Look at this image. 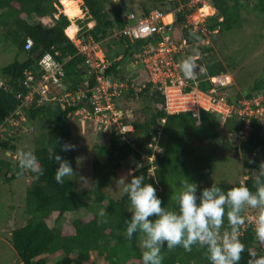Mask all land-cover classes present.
<instances>
[{
    "label": "trees",
    "instance_id": "16d2710c",
    "mask_svg": "<svg viewBox=\"0 0 264 264\" xmlns=\"http://www.w3.org/2000/svg\"><path fill=\"white\" fill-rule=\"evenodd\" d=\"M60 1L0 0V31L15 45L18 55L22 56L1 70L4 83L0 87V123L5 122L9 116L20 118L25 114L30 121L46 119L43 125L47 128L46 132L35 139L37 144L33 151L44 169V175L36 178L32 172L21 173L18 162L0 158V173L4 171L7 180L30 176L25 208L28 219L25 225L18 226L10 234V242L19 255L21 264H47L49 259L54 257L58 260L53 264H83L90 258V252L93 250H97L100 256L110 261V264H142L138 234H134L131 240L125 234L131 216L128 212L127 195L123 193L120 198L113 199L105 192V188L111 179L117 176L125 162L133 159L136 167L131 173L143 175L145 183H151L156 187L162 206L175 210L176 206L171 197L180 189L181 181L184 180L182 176L188 173L189 166L186 161L188 157L191 158V150L194 146H200L213 139L219 141L225 135L228 139L235 138L234 144L239 146L244 175L233 182L227 179L211 180L201 175L197 178V183L200 184L198 189L202 191L204 187H210L214 182L225 191L240 184L251 188L254 173L259 164L264 162V121L261 117H251L248 135L241 139L239 132L246 127L244 119L228 117L222 122L220 114L204 109L201 110V123H197V117L191 111L170 114L164 108L165 95L151 81H147L137 94L130 90L126 95L127 98L142 96L146 101L145 110H149L151 114L149 117L144 114L142 117L132 119L134 130L131 132L126 134L113 132L110 136L107 135L108 144L97 145L98 156L95 157L93 164L94 187L83 193L79 192L75 178H65L62 185L57 184L55 170L58 164L49 158L50 155L59 154L62 159L70 162L74 170L77 167L76 148L67 152L61 148L65 142L76 145L72 132V125L76 120L70 115L76 107L64 108L58 100L41 103L34 100L31 109L23 107L22 113H17L21 105L17 95L28 91V87L24 85L28 71L35 79L39 78L41 73L39 59L47 52L53 53L60 61L67 60L65 82L68 89H77L85 85L88 73L84 72L86 57L79 53L77 46L66 34L67 29L71 28L72 20L60 12L58 7ZM80 1L83 11L96 21L91 28L83 25L82 35L91 36L96 41L105 40L115 29L122 28L129 21L122 0ZM135 1L138 0H127L129 4ZM146 1H151L157 8L164 9L165 0H141L144 14L151 10ZM188 2L189 0H170L174 19L170 25L169 37L176 43H182L184 40L188 42L186 58L199 56L195 59L200 78L197 85L207 90L213 86L210 77L227 73L228 67L221 61L206 60L202 52L211 48L196 43L205 39L206 35L215 29L224 32L239 26L240 8L246 4H243L242 0H211V5L219 14H213V21L212 17L210 18L206 26L208 32L205 35L201 29L194 30L193 25L188 22L187 16L192 9L181 8L182 4ZM254 3L255 9L262 6L261 14H264V0H254ZM219 17L223 19L219 20ZM27 38L33 40L30 50L25 48ZM153 39L157 41L159 37ZM117 41L127 45V55L122 60H115L106 69V73L111 74L114 80L125 81L126 78L121 71L122 62L133 52L141 49V46L140 41L133 43L127 38ZM88 82L90 85L95 84L94 75L90 76ZM228 89L231 87L226 88ZM262 91L264 75L250 85L246 96L251 98ZM163 119L165 121H162ZM87 131L99 132L93 125H89ZM135 134H138V138L133 141ZM189 134L191 136H188ZM152 140L155 141V145L149 147ZM188 140L192 141L191 149L187 148ZM156 144L160 148H156ZM0 150L15 151L16 146L9 138H4L0 140ZM144 153L147 155L144 156ZM209 171H212L211 167ZM130 178L128 176V179ZM104 202H107V205ZM80 208L87 209L89 213L70 223H62L66 212ZM100 210L106 213L103 223L100 222L101 218L98 215ZM51 222L54 223L53 226L50 225ZM240 240L246 250L242 253L239 264H247L249 259L247 249L264 255V249L257 247L251 225L246 224L241 229ZM111 241L115 243L110 245ZM74 253L76 256H72ZM161 255L164 258L162 264H209L204 256V250L198 246H193L191 252L179 247L171 251L164 248Z\"/></svg>",
    "mask_w": 264,
    "mask_h": 264
},
{
    "label": "rangeland",
    "instance_id": "374dc122",
    "mask_svg": "<svg viewBox=\"0 0 264 264\" xmlns=\"http://www.w3.org/2000/svg\"><path fill=\"white\" fill-rule=\"evenodd\" d=\"M61 1L63 3V0ZM242 2L246 5L240 8L241 16L239 22L241 26L230 31L219 33L210 32V45L207 46L211 49L209 51H203L202 55L205 56L204 58L206 60H212L213 62L221 61L224 63L228 67V72L234 78L231 91L239 90L243 95H246L250 85L264 75V14H261V5V8L258 7L255 9L254 0H242ZM62 3L60 2L58 7L63 12L65 11V5L64 3L62 5ZM75 3L78 7L80 6L82 8V1L75 0ZM132 10L141 14L142 6L132 3L129 7L125 8V13L127 14ZM77 12L81 15L80 17L76 16L74 18L66 14L73 19L71 28L75 25L74 22H80L82 26L85 25L88 28L95 25L96 21L90 14L82 10L79 11L78 8ZM63 13L65 14V12ZM106 41H112V43L105 44L101 42L105 51L109 52L108 45L113 46V39L109 35ZM140 45L142 47L143 41H140ZM116 49L123 51V47L120 46L116 47ZM17 58L21 59L22 56L18 55L15 45L0 31V86L4 83L1 70ZM128 59L129 56L127 57ZM121 71L127 75H131L127 80L134 78V82H132L136 87L142 88L147 81H150V76L146 68H140L136 72H131L123 65ZM239 91L233 93L236 95ZM261 95H264V91L261 92ZM120 99L118 100L119 105H124L122 103L123 100L121 103L119 102ZM133 99L135 100H125L128 103L126 104L127 106L130 108L135 107L137 110L138 114H134L132 118H139L144 114L146 117H149L151 112L145 110L146 101L144 98L136 95ZM221 119L222 122L225 121V118L222 117ZM45 122L46 119L30 121L26 116H21V118L9 116L5 122L0 123V136L2 137L0 140L9 138L16 146L15 151L7 150V152H3L0 150V158L18 162V153L20 150L31 151L33 153L37 144L35 139L47 130L46 126L43 125ZM82 127L83 129H81ZM87 127V123L83 124L78 120L72 125V132L77 146V167L75 170L79 175L83 176L74 178L77 181L78 191L82 193L94 187L93 164L95 157L98 156L97 145L101 143L108 144V136H110V134L107 136L102 131H87ZM154 128L156 129V127ZM248 132H239L241 139L246 138ZM188 136L191 135L189 134ZM137 138L138 134H135L133 141ZM234 140L235 138L228 139L224 135L219 141L213 139L200 146H194L191 150V158L188 157L186 161V164L189 166L188 173L182 177L195 183H197V178L201 175L211 180L227 179L233 182L241 179L244 175V166L240 161L241 154L239 146L237 147L234 144ZM191 142L188 140L187 148L191 149ZM150 144L155 145V141L152 140ZM148 146L150 147L151 145ZM158 147L159 145L156 144V148ZM236 148H238V158L235 157ZM145 152L147 151L145 150ZM145 155L147 154L144 153ZM135 167L134 160L129 159L125 162L122 169L118 171L117 176L111 179L110 184L105 188V192L110 198L118 199L123 195L122 188L118 187L115 181L121 176H128L130 172L134 171ZM210 167L211 172L209 171ZM126 178L128 179V177ZM29 180V175L7 180L4 171L0 173V264H21L20 257L10 242L11 235L8 231L7 223L12 212L16 210V225L22 226L26 224L28 216L25 213V208ZM197 184L198 186L200 185L199 183ZM199 191L198 189L197 195H199ZM104 203L107 205V202ZM88 213L89 211L85 208L66 212L62 223H70L74 219L85 216ZM247 215L252 216L255 213L249 210ZM50 225L53 226L54 223L51 222ZM114 243L115 241H111L110 245ZM72 256H76V253L72 254ZM57 260L58 258L54 257L49 259L47 264H53ZM93 262L97 264H110V261L104 256H100L97 250L91 251L90 258L85 260L83 264H92Z\"/></svg>",
    "mask_w": 264,
    "mask_h": 264
},
{
    "label": "built area",
    "instance_id": "2783aa9c",
    "mask_svg": "<svg viewBox=\"0 0 264 264\" xmlns=\"http://www.w3.org/2000/svg\"><path fill=\"white\" fill-rule=\"evenodd\" d=\"M210 2L211 0H189L187 4L181 5V8L192 9L187 16L188 22L193 25L194 30L201 29L205 35L208 32L206 21L210 14H207L204 8H214ZM164 3L166 5L167 0ZM170 13L172 12H167L165 6L164 9H151L148 14L138 15L131 12L127 16L129 21L110 34L112 39L127 38L133 43L144 42L138 54L143 68L149 73V80L165 95V110L170 114L191 111L199 123L203 109L216 112L223 118L244 119L246 127L240 133L250 130L251 117H261L264 121V95L237 98L234 93L226 90L233 84V77L229 73L211 76L213 86L207 90L197 85L200 81L198 74L196 79L184 78L180 71V61L186 58L188 42L184 40L182 43H176L170 39ZM76 26L74 37L65 31L77 46L79 53L85 55L87 70L94 74L95 84L91 86L86 82V86L68 89L65 86L67 60L60 61L53 53H46L39 60V78L35 79L30 71L26 74L24 85L28 87V91L23 105L28 106L33 100H38L39 103L58 100L64 108L76 107L75 111L70 112L76 120L87 123L88 126L93 125L103 133L126 134L134 130L126 121H130V112L123 110L118 103L132 85L114 80L111 74L106 73L113 59L103 48L102 41L82 35L83 26L80 22L76 23ZM153 37L159 39L155 41ZM208 42L205 38L196 44L207 45ZM32 46V38H27L25 48L30 50ZM198 57L194 56V59ZM158 129L161 131V127ZM123 137L125 138L124 135Z\"/></svg>",
    "mask_w": 264,
    "mask_h": 264
},
{
    "label": "clouds",
    "instance_id": "9594fccd",
    "mask_svg": "<svg viewBox=\"0 0 264 264\" xmlns=\"http://www.w3.org/2000/svg\"><path fill=\"white\" fill-rule=\"evenodd\" d=\"M87 68L85 67L84 71L88 72L84 86L90 76L94 75ZM180 71L184 78L196 79V60L192 56L181 60ZM125 81L131 85L130 80ZM130 90H134L133 86L125 91L124 95ZM141 90L142 88L139 91ZM228 91L233 93L239 90L228 89ZM26 93L17 95L21 101L17 113H22L23 107L31 109L34 105V100L28 105L29 107L23 105ZM242 96L247 97L243 94ZM122 108L128 111L124 106ZM132 119L130 118L127 125H132ZM76 147L75 144L68 142L61 145L62 151L65 152L72 151ZM49 158L54 159L58 164L55 170L57 184L62 185L65 178L83 177L73 169L69 161L62 159L59 154L50 155ZM18 166L21 173L32 172L36 178L44 175V169L31 151H19ZM254 174L251 188L240 184L225 191L214 182L210 187H204L199 195H197L198 184L184 179L181 181L180 189L171 197L176 206L175 210L162 206V200L157 195L156 187L151 183H145L143 175L130 172L128 174L130 179L126 178L128 176L118 178L115 183L127 195L128 212L131 213L125 234L129 240L134 234H138L139 247L142 250V264H162L164 258L161 252L164 248L171 251L179 247L186 252H191L193 246L204 250V256L209 264H239L242 253L246 250L240 240L241 229L246 224L252 226L257 247L264 249V162L259 164ZM249 210H252L255 215H247ZM98 215L101 218L100 222H105L103 219L106 215L105 211L100 210ZM225 221L227 222L226 228ZM247 251L249 253L247 264H264V255L252 249H247Z\"/></svg>",
    "mask_w": 264,
    "mask_h": 264
},
{
    "label": "crops",
    "instance_id": "0c3cea01",
    "mask_svg": "<svg viewBox=\"0 0 264 264\" xmlns=\"http://www.w3.org/2000/svg\"><path fill=\"white\" fill-rule=\"evenodd\" d=\"M147 2V1H146ZM133 3H136V4H139V5H141V0H138L137 2L135 1V2H133ZM132 3H128V5H127V7H129L130 5H131ZM126 7V8H127ZM81 10V9H80ZM211 10H212V12L211 13H208L207 12V14H210V15H208V18H207V21H206V26H208V23H209V20H211L210 18L212 17V20L211 21H213V14L214 13H216L217 15L219 14V11L218 10H216V8H211ZM130 12H135V11H130ZM130 12H128L126 15L128 16L129 14H130ZM136 14H138V15H141L142 13H143V8H142V12H141V14H139V13H137V12H135ZM169 16L171 17V23H172V21H173V19H174V15H173V13H170L169 14ZM223 19V17H219V20H222ZM211 21H210V23H211ZM239 21H240V18H239ZM95 22V21H94ZM239 26H241L240 25V23H239ZM239 26H236L235 28H237V27H239ZM235 28H233V29H235ZM230 31V30H229ZM210 32V31H209ZM213 33H219V29H215V30H213L212 31ZM206 38H207V41H209L208 42V44L207 45H210L209 43H210V37H209V34H207V36H206ZM105 43H112V41H106V39L103 41V44H105ZM116 44H118V45H116ZM109 47H108V54L110 55V56H112L113 58V61H115V60H122V58L124 59L125 57H126V51H127V49H126V46L124 45V44H121V43H118V41H117V39H115V40H113V46H111L110 44L108 45ZM118 46H120V47H123V51H119L118 49H116V47H118ZM141 46V45H140ZM138 49V48H137ZM139 50L140 49H138L136 52H133L131 55H129V59H131V62H128V60L126 59L125 61H123L122 62V66H121V69H122V67H123V65L124 66H126V69L127 70H130L129 69V66H133L134 67V70H130L131 72H136V70L137 69H140L139 67H137V64H138V62H140L141 60H140V57H139V54H138V52H139ZM125 56V57H124ZM122 74H124V76H125V78L126 79H128L129 77H131V75H127V74H125V73H123L122 72ZM118 81V80H117ZM131 82V85L133 86V88H134V90L138 93L139 92V90H140V87H136L135 86V84L133 83L134 82V78L133 79H131L130 80ZM133 81V82H132ZM122 82V81H121ZM124 82H127V81H124ZM142 88H144V87H142ZM133 90V91H134ZM134 91V93L135 94H137L136 92ZM136 96V95H135ZM138 96V95H137ZM133 98H135V97H130V98H127V95H123L122 97H121V99H120V103L122 102V100H123V104L124 105H126V104H128L127 103V101H125V100H135V99H133ZM138 98V97H137ZM124 105H121V107L122 106H124ZM124 108H126V110H128L129 112H130V117L132 118V117H134V114H136V108L135 107H129V106H125ZM135 108V109H134Z\"/></svg>",
    "mask_w": 264,
    "mask_h": 264
},
{
    "label": "water",
    "instance_id": "95a60500",
    "mask_svg": "<svg viewBox=\"0 0 264 264\" xmlns=\"http://www.w3.org/2000/svg\"><path fill=\"white\" fill-rule=\"evenodd\" d=\"M122 3H123V7L126 8L127 5H128L127 0H122ZM147 3H148V5L150 6L151 9L156 8V4L155 3L151 2V1H147ZM165 9H166L167 12H171L173 10V6L169 2V0H167V3L165 5ZM136 48H138V45H136ZM128 62H131V59H128ZM85 67H87L86 64H85ZM137 67H139V68H143L144 67L141 61L138 62ZM129 69L132 71V70H134V67L133 66H129ZM236 96H237V98H240V99L243 97L242 94H241V92H238L236 94ZM235 156L237 158L239 157L238 148H236V154H235ZM15 216H16V210L12 212V214L10 216V219H9V221L7 223L8 231H9L10 234H12L13 231H15L18 228V226L16 225V218H15Z\"/></svg>",
    "mask_w": 264,
    "mask_h": 264
},
{
    "label": "bare ground",
    "instance_id": "6f19581e",
    "mask_svg": "<svg viewBox=\"0 0 264 264\" xmlns=\"http://www.w3.org/2000/svg\"><path fill=\"white\" fill-rule=\"evenodd\" d=\"M63 3H64V5H65V11H63V12H65V14H67L68 16H70V17H80L81 15H79V13L77 12V8H78V10L80 11V9L82 10V8H80V6L78 7L77 5H76V3L74 2V1H69V0H63ZM204 10L206 11V12H208V13H211L212 12V10H211V8L210 7H205L204 8ZM83 11V10H82ZM168 18H169V20H170V16L168 15ZM72 20V23H73V19H71ZM74 26L72 27V28H70V29H68V33H69V35L70 36H75V34H76V31H77V26H76V23L74 22Z\"/></svg>",
    "mask_w": 264,
    "mask_h": 264
}]
</instances>
